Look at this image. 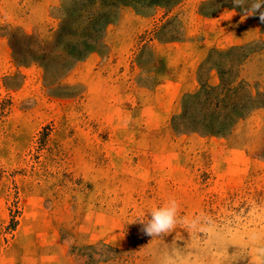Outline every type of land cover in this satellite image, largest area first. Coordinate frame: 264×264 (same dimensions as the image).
I'll return each instance as SVG.
<instances>
[{"label": "rangeland", "instance_id": "1", "mask_svg": "<svg viewBox=\"0 0 264 264\" xmlns=\"http://www.w3.org/2000/svg\"><path fill=\"white\" fill-rule=\"evenodd\" d=\"M251 3L122 4L71 61L82 0H0V264H159L177 244L192 264H252L264 32ZM221 7L233 21L216 47L203 31ZM251 22L257 35L236 42ZM169 198L212 223L153 238L132 222Z\"/></svg>", "mask_w": 264, "mask_h": 264}, {"label": "clouds", "instance_id": "2", "mask_svg": "<svg viewBox=\"0 0 264 264\" xmlns=\"http://www.w3.org/2000/svg\"><path fill=\"white\" fill-rule=\"evenodd\" d=\"M235 5L243 6L248 0H232ZM264 5V0H252L251 6L246 9L248 15H252L256 10ZM259 18L264 22V11L260 12ZM180 205L175 198H169L166 202L156 207L148 209L141 217H137L132 222L139 220L143 224L145 234L158 238L161 234L167 235L177 226L183 224L185 229L192 231H206L204 223L211 224L203 214L187 218L179 214ZM150 213V217L146 216ZM215 240H222L223 235L216 230L212 231ZM249 251L251 252L252 264H264V234L252 232L247 237ZM159 264H192V257L185 251L184 247L178 244L170 247L160 254Z\"/></svg>", "mask_w": 264, "mask_h": 264}, {"label": "trees", "instance_id": "3", "mask_svg": "<svg viewBox=\"0 0 264 264\" xmlns=\"http://www.w3.org/2000/svg\"><path fill=\"white\" fill-rule=\"evenodd\" d=\"M181 0H82V5L76 15L78 23L71 32L76 35L75 45L67 44V57L71 61H76L86 55L93 47L102 44L103 36L107 25L116 15L117 10L122 4H131L140 8H156L164 4L172 7ZM264 11V5L258 9L255 16L259 18L260 12ZM69 19V18H68ZM67 19V21H68ZM66 22V20L64 21ZM261 30L264 32V22L260 20ZM61 35H68L64 32V26L61 29ZM218 99V96H216ZM218 132V130H217Z\"/></svg>", "mask_w": 264, "mask_h": 264}, {"label": "crops", "instance_id": "4", "mask_svg": "<svg viewBox=\"0 0 264 264\" xmlns=\"http://www.w3.org/2000/svg\"><path fill=\"white\" fill-rule=\"evenodd\" d=\"M232 14H233L232 9L221 7L215 12V14L212 17L207 18V20L210 21L208 23V26L211 24V28L209 27V30L203 31V34L206 37L205 38L206 42H208V40L209 41L212 40V42L214 43L216 41H219L221 38H225L226 34L228 33L225 26L227 24V26L230 27L233 21ZM258 32H259V28H256V24L254 22H251L249 26L237 32L233 37L236 39L235 40L236 42L244 43L252 40L257 35ZM233 37H231V39ZM215 46L218 47L219 45L215 44Z\"/></svg>", "mask_w": 264, "mask_h": 264}]
</instances>
